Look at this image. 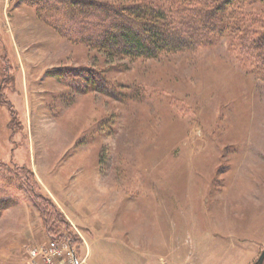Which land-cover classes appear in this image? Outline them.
<instances>
[{"label":"rangeland","instance_id":"1","mask_svg":"<svg viewBox=\"0 0 264 264\" xmlns=\"http://www.w3.org/2000/svg\"><path fill=\"white\" fill-rule=\"evenodd\" d=\"M234 2L226 15L264 31V0ZM141 5L200 3L0 0V178L16 200L0 213V264H71L67 242L78 264H256L264 69L227 28L153 58L102 49L99 30L77 29L104 11L113 24L133 20ZM42 196L57 218L41 213ZM50 243L49 263L30 259Z\"/></svg>","mask_w":264,"mask_h":264},{"label":"trees","instance_id":"2","mask_svg":"<svg viewBox=\"0 0 264 264\" xmlns=\"http://www.w3.org/2000/svg\"><path fill=\"white\" fill-rule=\"evenodd\" d=\"M198 1L200 6L195 8L184 5L168 12L153 8L151 5H141L131 9V13L135 19L129 20L128 18L125 21L127 23L120 21V23L113 24L110 18L111 14L104 11L105 16L97 25L89 27L88 19H85L83 21L81 20V25L77 29L82 35L84 33L89 34L91 30H99L101 41L97 42V44L102 49L108 50V48L111 49L112 47L115 49L117 47L120 49L119 52L127 57L153 58L162 52L172 53L194 49L206 41L210 33L216 34L219 29L226 30L227 28L231 29L232 39L236 41L235 46L238 52L243 55V58L251 60L259 69L261 68L260 70L264 69V55L258 51V49L264 48V31L259 33V31L254 30L253 27L246 24L243 14L238 15L239 20H235L237 14L236 17H233V12L231 11L227 15L225 14L229 5L237 4L234 1L238 2L240 0ZM59 17L61 18V16ZM233 19L236 21H234L235 23H232L233 21L231 22ZM106 20L108 23L103 25ZM111 25L118 26L112 28ZM137 27L138 29H136ZM241 37L243 39H240ZM92 41L89 39L86 42L94 43ZM110 49L109 51L112 53H117L116 50L113 51ZM89 82L95 83L91 78ZM0 180L1 213L3 210L14 206L16 200L8 195V192L11 191V180L6 177L4 179L0 178ZM32 186L30 185V187ZM40 198L44 199L43 204H47V207H44V212L41 211V213L50 218H57L59 215H54L48 209V207L53 205L49 199L43 196ZM54 221L52 224L49 221V231L56 229L54 224L57 221ZM58 236L57 238L51 237V239L54 241H62L65 237L61 233Z\"/></svg>","mask_w":264,"mask_h":264},{"label":"built area","instance_id":"3","mask_svg":"<svg viewBox=\"0 0 264 264\" xmlns=\"http://www.w3.org/2000/svg\"><path fill=\"white\" fill-rule=\"evenodd\" d=\"M49 245H50V248H48L49 250H47V249L44 250L43 246H38L37 248L29 250L28 253H29L30 259L34 260L35 258L42 257V260H46L49 263L50 259H49L48 254H49V252L55 253L54 247L56 246V244L50 243ZM65 246H66V251L68 253L71 264H78L75 260V251L70 246V243L69 242L65 243ZM32 264H36V263L34 262ZM49 264H51V263H49Z\"/></svg>","mask_w":264,"mask_h":264},{"label":"water","instance_id":"4","mask_svg":"<svg viewBox=\"0 0 264 264\" xmlns=\"http://www.w3.org/2000/svg\"><path fill=\"white\" fill-rule=\"evenodd\" d=\"M263 262H264V247L256 261V264H263Z\"/></svg>","mask_w":264,"mask_h":264},{"label":"bare ground","instance_id":"5","mask_svg":"<svg viewBox=\"0 0 264 264\" xmlns=\"http://www.w3.org/2000/svg\"><path fill=\"white\" fill-rule=\"evenodd\" d=\"M87 197V196H86ZM93 212V211H92ZM94 214L96 213V212H93Z\"/></svg>","mask_w":264,"mask_h":264}]
</instances>
